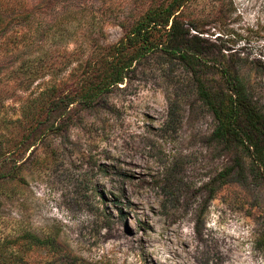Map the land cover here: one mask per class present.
<instances>
[{"label":"rangeland","instance_id":"1","mask_svg":"<svg viewBox=\"0 0 264 264\" xmlns=\"http://www.w3.org/2000/svg\"><path fill=\"white\" fill-rule=\"evenodd\" d=\"M157 1L0 0V264H264L261 171L213 138L198 93L228 71L264 115V0H195L200 63L158 49L55 134L13 123L41 93L76 91L74 70Z\"/></svg>","mask_w":264,"mask_h":264},{"label":"trees","instance_id":"2","mask_svg":"<svg viewBox=\"0 0 264 264\" xmlns=\"http://www.w3.org/2000/svg\"><path fill=\"white\" fill-rule=\"evenodd\" d=\"M194 1L160 0L151 3L134 18L129 28H124L125 34L117 44L100 48L83 66L74 70L77 73L75 85L78 87L70 96L61 99L52 88L26 105L21 116L13 122L20 128L21 135H34L35 141H38L55 134L60 129L56 120L63 117L72 104L79 102L87 109L93 108L112 89L123 84L137 62L158 49L185 65L200 63L204 54L187 39L190 29L199 31L196 25L193 26L194 18L189 11ZM5 19L7 12L1 9L0 22ZM1 35L3 31H0ZM195 39L201 41L198 37ZM18 42L15 39L13 43L17 45ZM222 79V85L214 93L204 83L199 82L198 86L200 99L216 122L212 136L221 144L235 142L243 152L251 155L264 180V115L254 106L239 75L225 71L222 72ZM58 111L61 116L57 117ZM42 117L46 120L40 123ZM25 141L27 138L13 144L10 151L18 150ZM33 143L27 145L31 148ZM227 175L223 172L219 178L224 179Z\"/></svg>","mask_w":264,"mask_h":264}]
</instances>
